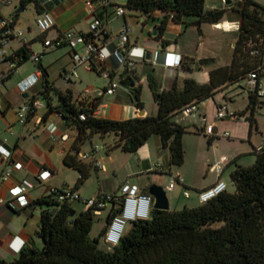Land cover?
<instances>
[{
	"label": "trees",
	"instance_id": "obj_1",
	"mask_svg": "<svg viewBox=\"0 0 264 264\" xmlns=\"http://www.w3.org/2000/svg\"><path fill=\"white\" fill-rule=\"evenodd\" d=\"M29 3L38 9V0H19L23 7ZM204 3L205 0H125L123 8L140 11L146 19L153 18L156 12L163 13L157 37L161 36L169 19L183 23V18H192L199 24H214L228 9L235 11L239 30L231 61L212 69L207 83L186 79L181 89L173 83L170 89L160 91L150 77L148 86L157 114L115 121L93 115L99 99L79 102L72 98L70 91L54 90L57 103L53 104L47 73L39 62L36 66L42 73L43 86L35 96L44 103L43 118L56 113L77 130L72 149L76 153L79 152L77 146L92 135H99L101 139L114 135L115 143L107 150L120 148L125 153L137 152L150 137L157 136L161 148L168 152L169 167L178 168L184 163L183 136L200 130L177 122L175 116L184 107L191 104L197 107L227 86L245 83L248 75L255 73L256 86L249 89L247 105L240 115L249 113L245 120L250 133L256 124L255 113L264 105V96L258 95L259 78L264 70V6L253 0H237L235 6L231 3L224 9L206 11ZM109 6L113 5L98 6L99 16L94 13L103 23L102 16ZM208 12H212L211 16ZM15 19L13 16L14 22ZM255 50L259 53L251 54ZM31 53L29 44L21 45L10 58H16L17 68L30 60ZM209 61L191 59L187 68ZM120 83L131 92L132 104L143 109L140 86H135L126 72L120 76ZM80 114H84L83 120ZM254 152L255 162L251 166L236 165L230 173L232 192L226 189L206 203L179 211L151 209L148 219L131 222L129 230L110 250L99 248L105 227L97 237L89 236L95 216L91 210L76 213L72 204L59 201L53 194L43 195L34 201L40 218L35 236L42 247L37 248L31 241L22 246L15 259L0 260V264H264V150L256 152L254 149ZM76 153L66 154L63 164L79 173L77 186L86 179L87 172ZM117 212L112 205L105 223Z\"/></svg>",
	"mask_w": 264,
	"mask_h": 264
},
{
	"label": "crops",
	"instance_id": "obj_2",
	"mask_svg": "<svg viewBox=\"0 0 264 264\" xmlns=\"http://www.w3.org/2000/svg\"><path fill=\"white\" fill-rule=\"evenodd\" d=\"M3 1H7V4L3 3ZM15 1L18 2L19 8V0H0V17L8 18L10 16H15V11L18 9L15 6ZM38 1V9L34 10L32 16L23 17L20 15V12L15 16L16 19L14 22L15 28L20 30L24 38L29 42V49L31 52L40 53L43 51L42 39L45 35H41L38 31L35 25V19L45 12L53 17L54 32L62 33L71 30L77 33L87 34L88 25L92 20V15L85 5L88 0ZM253 1L264 6L260 0ZM110 3L113 6H123L125 0H110ZM113 6L107 7L102 16L109 36V40L106 44V51L110 52L116 47L120 30L124 25H127L130 29L128 56L135 63L132 67L123 65L117 66L113 58L108 59L105 66L110 69L113 74L110 76V79L118 82L119 86L112 95H105L102 97L101 100L105 103V107L100 110L98 118L122 121L140 117L138 115V108L131 102V92L128 87L120 83V76L125 72L129 74L135 86H140L141 99L143 96L147 97L150 91L148 86V79L150 77L153 78L160 91L170 89L173 83H176V86L181 89L186 79H193L202 84L207 83L208 73L216 68V64L210 68H196L195 64H191L190 68H187V63L191 59L194 61H198L199 59H216V50L227 45L230 35H235L230 44L233 48L239 30V21L234 14L224 15L218 23L199 24L195 26L199 28L198 31L190 28L193 23L190 24V22L193 20L195 22V19L183 18V23H175L169 19L161 36L157 37V27L164 16L163 13L156 12L153 18L146 19L140 11L125 9L124 15L116 16ZM204 8L206 11L223 9V7L217 8V6L206 7L205 4ZM26 9L27 6L24 7V10ZM94 10V13L99 16L101 11L96 3L94 4ZM154 28L157 30L156 36L152 35V30ZM52 35L53 32H50L47 36ZM21 45L22 42L19 39H9L8 47L5 49L6 53L13 56ZM76 50L81 55H84L82 47H78ZM43 53L40 64L47 73L46 79L51 86L49 95L52 98L53 104L57 103L54 90L62 92L70 91L73 99L83 95L84 91L87 90L88 93L85 97L87 100H90L97 97V93L107 87L110 82V79L104 77L103 72L100 71L98 68L99 65L97 64L94 65V70H87L83 65L75 66L72 62V52L67 45H62ZM147 53L151 55V60H146ZM164 53L180 55L182 58L181 65L178 67L168 66L167 64L175 62L176 58L175 56L170 57L169 55L165 59ZM92 62L95 64L94 59H92ZM74 67L77 72V79L72 80L71 78L70 81H67L65 75L70 73ZM79 69L82 70L81 75ZM36 70L37 66L35 63H32L31 60H27L11 72L8 70L7 65L0 61V145L12 152L10 161H7L5 164L19 162L22 165L21 169L12 171L11 178L4 184L2 190L3 195H6L5 188L21 180H28L34 185L29 192V197L32 201H36L43 195H46L49 187H69L81 197L88 198L102 194L115 193L124 182L137 184V182L130 180L129 177H139L140 180L142 174H150V172L154 171L153 168L157 163H161L159 169H161L162 173H173L172 169L169 167L167 150L161 148L157 136H152L137 150L140 162L138 170L132 173L129 172L128 175L123 176L124 178L122 180V178H119L120 171L117 165V157L112 155L110 150H105L104 154L101 151L99 143L96 141L97 139H101L100 136L92 135L83 144L77 146L81 153H91L92 149L96 146H98L99 149L93 152L94 159L90 158L83 162L87 177L81 184L76 186L79 173L72 168L66 167L63 164V158L66 154L72 152L77 130L73 126L67 125L56 113H51L43 118L45 113L44 108L39 110L24 124L18 122L16 118V111L22 103L30 97L37 95L39 91L42 90L43 78H40L27 92L22 93L20 91V84L22 86L26 82H30V76L34 74ZM90 73H95L98 77L102 78V83H100V86H102L101 89L86 81L85 76ZM238 85L240 86V84ZM246 87L249 90V87ZM259 87L264 90L260 78ZM211 102H213L216 112L220 104H216L215 94ZM210 106V101L203 100L197 105L196 110L191 115L183 117L181 114H178L175 116V120L184 125L194 126L198 130H202L205 125H214L217 124L216 122L223 121L224 119L216 120V113L215 121H206V112L209 111L211 108ZM143 111V116L156 115L157 107L155 103L153 106L150 105L149 107L144 103ZM242 112L243 111L240 110L235 113L237 118L245 120L247 113L244 114V116H239ZM36 118H41L40 126H35ZM52 128H54V131L50 132ZM216 133L217 128L215 126L214 132L210 138L211 141ZM63 134L68 135L66 141H61L60 139ZM184 136L182 138L183 149L186 147ZM239 137L238 141H240V143H247L251 147V151L248 149L244 150V152L236 150L235 154L230 156L220 176L221 180L225 169L230 163H240L244 156H250L252 153H255L254 149L264 141V129L259 125L256 128V133H253L252 130L248 134L246 140H243V136L241 135H239ZM215 148L217 149L218 147L216 146ZM94 160L99 161L104 169H99L94 163ZM252 160L253 156L249 157L247 161L249 162ZM185 161L186 156L184 152V163L177 168L179 171L175 172H179L183 178V183L180 184V186L195 191L196 200L198 201L197 193L213 185L218 177L212 173L211 175H213V178L210 179L209 182L204 185L199 184L195 180L196 176L185 170ZM213 162L214 161L208 158L204 161H200L199 158L197 160L194 159L193 166L197 173L196 175H198L201 167L206 169L205 176L208 175L210 172L208 173L207 168H209ZM41 171H46L44 177H47L44 181H36L35 176ZM153 176H156V174H153L152 177ZM152 177H148V179L150 178V181L156 183L155 178ZM139 188L142 192H147L146 187ZM174 188L175 186L172 189L167 187L169 191ZM183 191L186 190L183 189L182 193ZM190 198L191 196L186 199ZM72 208L76 213L85 211L82 202L72 203ZM108 213L109 210H104L96 216L99 218L103 217L106 222ZM39 219V209L35 206L25 210L15 211L5 205H0V260L11 261L15 259L22 246L31 241L34 242L37 248L42 247L40 239L35 236V232L39 226ZM17 240L22 242L18 250L17 247L14 246Z\"/></svg>",
	"mask_w": 264,
	"mask_h": 264
},
{
	"label": "built area",
	"instance_id": "obj_3",
	"mask_svg": "<svg viewBox=\"0 0 264 264\" xmlns=\"http://www.w3.org/2000/svg\"><path fill=\"white\" fill-rule=\"evenodd\" d=\"M7 4V1H3ZM100 6H108L110 0H88L85 5L92 15V20L88 25L87 34L77 33L74 31H65L62 33H56L54 29V20L53 17L45 12L40 14L35 19V25L41 35H45L42 40L43 51L40 53H31L29 59L37 64L40 62L43 52L60 47L62 45H67L72 52V62L75 66H84L87 70H92L95 66L99 65L98 68L103 72L104 77L110 79L111 70L106 68V64L109 58H113L116 62V65H123L126 67H132L134 61L128 56L129 48V35L130 29L127 25H124L119 34H118V43L112 51H106V44L109 40L106 35H108L105 28V24L95 16L94 4ZM114 14L116 16H122L125 13L123 6L114 5ZM0 27H1V37H0V61L4 62L9 71H12L17 66L16 58H10L11 56L6 53V48L8 47V41L11 38L19 39L22 42V45H28L29 42L24 38L23 33L15 28L13 16L8 18L0 17ZM239 28V27H238ZM53 32L52 36H47L48 33ZM82 47L84 55H81L76 49ZM262 50L264 51V45ZM259 53L257 50L251 52V54L256 55ZM94 59L95 64L92 62ZM42 73L40 70H36L34 74L30 76V82H26L21 86L20 91L22 93L27 92L36 82L40 79ZM77 77V72L74 69L65 75V79L70 81V79ZM256 74L250 73L246 80V86L250 90H253L256 86ZM118 82L110 79V82L107 87L100 90L97 94V97H94L90 100L86 99L87 90L84 91V94L79 96L77 100L79 102H91L93 99H99L97 107L93 111V115L98 117L100 110L105 107V103L101 100L105 95H112L114 91L118 88ZM259 96H264V90L259 87L258 90ZM44 106L43 101L36 97L32 96L31 100H26L16 111V118L18 122L24 124L26 121L33 117L39 110ZM196 110V106L191 104L184 107L180 114L183 117L191 115ZM84 114H80L79 118L84 119ZM235 119L237 118L236 113H233L229 110L228 106L223 104L219 105L216 110V120L223 119ZM41 118H36L35 126H40ZM215 126L212 124L205 125L201 130L205 135L212 136ZM10 131V128H9ZM54 128L50 132H53ZM224 137H229L228 133H223ZM52 137V136H51ZM61 141H66L68 139L67 134L61 136ZM99 149L98 146L94 147L91 153H81L80 151L76 153L72 150V154L77 155L78 160L84 162L90 158L94 159L93 152ZM264 150V141L261 145L255 148L256 152ZM12 157V152L2 145H0V205H5L10 209L15 211L25 210L29 207L34 206V201L29 197V192L33 188V183L28 180H21L20 182L5 188V194H2L4 184L11 178L13 170H19L22 168L21 163L14 162L12 164H5L9 162ZM94 163L99 169H104L99 161L94 160ZM228 159L226 157H221L219 160L214 162L209 166V170L217 175V181L210 187L199 191L197 193V199L200 204L206 203L207 201L215 198L219 194L223 193L227 189L226 183L220 179ZM161 163H157L155 168L159 169ZM46 171H41L35 176L36 181H44L46 177L44 175ZM173 177L175 178L178 184L183 183V178L179 172H174ZM174 185L169 184V188L172 189ZM53 194L59 201H64L67 203L82 202L85 207V211L91 210L92 213L96 216L99 215L101 211L110 210L113 205L114 209H117L118 212L111 218L108 224L105 223V232L102 236L103 241L109 246H115L120 237L124 233V228L127 224L137 220H146L150 215L152 209L153 197L147 192H142L138 185L124 182L115 193L102 194L94 197L84 198L76 193L73 189L69 187L57 188L49 187L47 194ZM183 196L189 198L190 194L188 191H183Z\"/></svg>",
	"mask_w": 264,
	"mask_h": 264
},
{
	"label": "rangeland",
	"instance_id": "obj_4",
	"mask_svg": "<svg viewBox=\"0 0 264 264\" xmlns=\"http://www.w3.org/2000/svg\"><path fill=\"white\" fill-rule=\"evenodd\" d=\"M236 1L237 0L232 1V6H235ZM260 2L264 4V0H260ZM15 4H16L15 5L16 8H18L17 1H15ZM204 4L206 7H211V6L216 7L217 6V8L223 7V9L227 7L224 4V0H205ZM34 10H35L34 4L29 3L27 4V9L22 11L20 15L23 17H30V15L32 16V14L34 13ZM229 14L230 15L234 14L238 19V15L235 11L228 9L224 15L227 16ZM192 22H194V20L191 21L190 24ZM190 28L196 29V31L199 30V28L195 26H190ZM233 37H235V35L234 36L230 35L229 36L230 39L228 40L227 45L222 46L220 49L216 50V59H210V61L207 64L202 65V66H197V64H195L196 65L195 67L196 68H200V67L210 68L211 66L216 64V68H218L221 66H226V64H229L231 61V57H232V47L230 46V44L233 40ZM79 73L81 75L82 70L79 69ZM85 78L89 84H92L93 86H97L99 87V89L102 88V86H100V83H102L101 82L102 78L98 77L95 73H90L87 76H85ZM76 79L77 78L72 77V80H76ZM260 81L264 88V70H263L262 76L260 77ZM240 84L242 85L239 86L238 84H236L232 86H227L226 88H224L223 91L217 92L215 94L216 104L227 105L229 110L232 111L233 113L235 112L237 113L240 110L244 111L247 105V101H248V91L249 90L245 86L244 82H240ZM205 100L210 101V105H211L210 106L211 108L209 109V111L206 112V116H207L206 121L207 122L215 121L216 112H215V106L213 102H211L212 98L205 99ZM141 101L143 102V104L145 103L147 107H149L150 105L153 106V104L155 103L150 91L148 92L147 97L145 96L142 97ZM247 116H249V113H247ZM255 118H256V124H255L254 129H252L253 133H256V128L259 125L262 129H264V105H262L260 109L256 111ZM216 123L217 124H214V126H216L217 128V133L215 134V137L213 138L211 142H208L211 137L205 135L201 130L199 132L197 131L195 133L186 134L184 136L185 141H186L185 142L186 147L184 149L186 161L184 164V168L188 173H193L194 176H196V179H195L196 182L202 185L209 182V180L213 178V175H211L212 172L209 170V168H207L208 173L209 172L210 173L206 175L207 176L206 177L205 176L206 169L204 167H201L198 175H196L197 173L194 170V166H193L194 159L197 160L199 158L200 161L201 160L204 161L206 158H208L209 160L216 162L221 157H226L229 160L230 156L232 154H235L236 150L239 152H244V150L246 149L251 151V147L247 143H240V141H238L240 138L239 135L243 136V140H246L249 134V124L246 120L239 119V118H236V119L226 118L223 121H219ZM190 127L194 129V126L193 127L190 126ZM223 133H228L229 137H224ZM115 140H116V137L112 134H109L103 139H97L96 141L99 143L101 147V151L105 154V150H107V147L112 146L115 143ZM216 146L218 147L217 149L215 148ZM110 151L112 155H115V157H117L116 158L117 165L119 166V171H120L119 178H122V180L124 178L123 176L128 175L129 172L132 173L133 171L138 170V168L140 167V162H139V157L137 155V152L125 153V152H122L120 148L110 149ZM252 156H253V160L248 162L247 160L249 159V157H252ZM254 162H255V153H252L250 156L249 155L244 156L240 163L232 162L227 166L223 174V178H222V180L227 185V191L232 192L234 190V187L230 182V173L233 171L235 166L238 164L241 166H245V167L251 166ZM153 169L154 171L150 172V174H147V173L142 174L140 176V180H139V177H135V176L129 177V179L137 182L136 185H138V187H146V190H148V188L151 185H159L163 187L168 197V200H169V207H170L169 209L172 211H179L185 207L187 208L195 207L196 205L199 204V202L196 200L195 191L191 189L182 188L180 184L176 182L172 174L175 171H179L177 168L171 167L172 172H173L172 174L162 173L161 169H157L155 167ZM153 174H156V176L152 177ZM148 177L155 178L156 183L150 181V178L148 179ZM170 183H172L175 186V188L169 191L167 187H169ZM183 189L189 192L191 196L190 199H186L183 197L182 195ZM104 223H105V220L103 217L99 218L97 216H94L93 226L89 233L90 238H95L98 236V234L100 233L101 229L104 226ZM216 226H218V224H216ZM129 228H130V224H127L124 228V232H127ZM99 248H101L102 250H110L111 246L106 244L102 238H99Z\"/></svg>",
	"mask_w": 264,
	"mask_h": 264
},
{
	"label": "water",
	"instance_id": "obj_5",
	"mask_svg": "<svg viewBox=\"0 0 264 264\" xmlns=\"http://www.w3.org/2000/svg\"><path fill=\"white\" fill-rule=\"evenodd\" d=\"M232 3L231 0H225L224 4L226 6H229ZM24 10L23 6H20L16 11H15V16H17L18 13L22 12ZM212 12H208V16H211ZM199 23L197 21L192 23V26H198ZM157 30L156 28H154L152 30V35L156 36ZM146 60H151V55L147 53L146 55ZM26 97V95H25ZM139 113L138 115L140 117H142L144 115V111L143 109H138ZM0 163H2V160L0 161ZM147 193L150 194L153 197V203H152V209H157V210H169V200L168 197L166 195L165 190L163 189V187L159 186V185H151L148 190Z\"/></svg>",
	"mask_w": 264,
	"mask_h": 264
},
{
	"label": "clouds",
	"instance_id": "obj_6",
	"mask_svg": "<svg viewBox=\"0 0 264 264\" xmlns=\"http://www.w3.org/2000/svg\"><path fill=\"white\" fill-rule=\"evenodd\" d=\"M169 55H170V57L171 56H175L176 59H175V62H173L171 64H167L168 66L178 67L179 65H181L182 58H181L180 55H176V54H172V53H164V58L166 59V57L169 56ZM20 243H22V242H20L19 240H17L16 243H15V245H14L15 247H17V250H18V247H19Z\"/></svg>",
	"mask_w": 264,
	"mask_h": 264
}]
</instances>
